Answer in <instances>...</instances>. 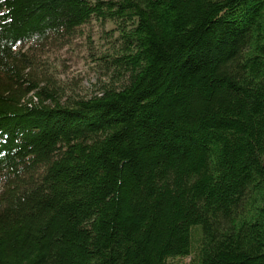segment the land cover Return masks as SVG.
<instances>
[{
  "label": "trees",
  "instance_id": "obj_1",
  "mask_svg": "<svg viewBox=\"0 0 264 264\" xmlns=\"http://www.w3.org/2000/svg\"><path fill=\"white\" fill-rule=\"evenodd\" d=\"M0 264H264V0H0Z\"/></svg>",
  "mask_w": 264,
  "mask_h": 264
},
{
  "label": "rangeland",
  "instance_id": "obj_2",
  "mask_svg": "<svg viewBox=\"0 0 264 264\" xmlns=\"http://www.w3.org/2000/svg\"><path fill=\"white\" fill-rule=\"evenodd\" d=\"M82 29L71 44L49 46L40 55L41 63L48 66V69L43 70L50 78L48 86L55 88L62 100L71 95L89 96L107 80L88 52L94 53L98 48L104 51L110 46L107 34L113 25L108 22L103 26L92 21Z\"/></svg>",
  "mask_w": 264,
  "mask_h": 264
}]
</instances>
